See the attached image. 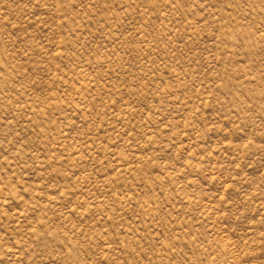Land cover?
<instances>
[{"label": "rangeland", "instance_id": "obj_1", "mask_svg": "<svg viewBox=\"0 0 264 264\" xmlns=\"http://www.w3.org/2000/svg\"><path fill=\"white\" fill-rule=\"evenodd\" d=\"M0 264H264V0H0Z\"/></svg>", "mask_w": 264, "mask_h": 264}]
</instances>
